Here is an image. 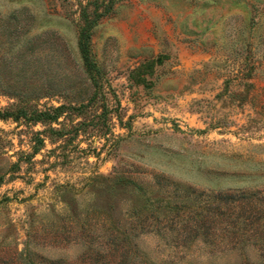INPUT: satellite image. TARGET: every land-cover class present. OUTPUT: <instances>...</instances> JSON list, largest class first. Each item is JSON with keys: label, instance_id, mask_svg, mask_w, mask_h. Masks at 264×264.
Masks as SVG:
<instances>
[{"label": "rangeland", "instance_id": "1", "mask_svg": "<svg viewBox=\"0 0 264 264\" xmlns=\"http://www.w3.org/2000/svg\"><path fill=\"white\" fill-rule=\"evenodd\" d=\"M229 190L264 191V0H0V264H264L153 228Z\"/></svg>", "mask_w": 264, "mask_h": 264}, {"label": "trees", "instance_id": "2", "mask_svg": "<svg viewBox=\"0 0 264 264\" xmlns=\"http://www.w3.org/2000/svg\"><path fill=\"white\" fill-rule=\"evenodd\" d=\"M84 17L81 26L79 46L84 60L85 70L98 69L90 53V40L98 17ZM154 63L153 60H151ZM141 65L132 71L139 72ZM204 207L194 210L193 215L182 220L175 217L165 221L154 218L153 228L158 234L174 230L176 238L183 236L188 242L199 237L209 244L223 245L231 250L243 251L250 244L259 245L264 257V191L229 190L215 194H201ZM117 236L113 238L116 242ZM129 258L128 251L123 254Z\"/></svg>", "mask_w": 264, "mask_h": 264}]
</instances>
